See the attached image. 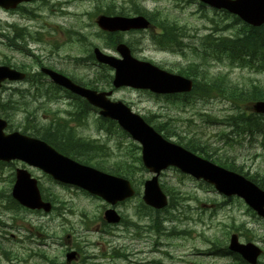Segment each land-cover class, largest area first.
<instances>
[{"label":"rangeland","instance_id":"1","mask_svg":"<svg viewBox=\"0 0 264 264\" xmlns=\"http://www.w3.org/2000/svg\"><path fill=\"white\" fill-rule=\"evenodd\" d=\"M107 10L122 15L141 14L152 20L154 27L151 30L120 36L131 44L137 59L172 73L190 70L191 75L196 76L193 70L196 68L197 72L204 71L209 77L222 74L226 84L241 89L264 88V73L240 68L227 58L209 59L204 53L199 55L202 38L214 33L216 24L229 25L231 31L240 30L242 25L233 16L204 7L196 0H37L16 11L0 10V63H9L30 73L45 66L80 81H92L99 74L112 77V70L102 68L90 58L93 47L116 56L105 46L106 37L95 25L96 16ZM162 20L166 29L173 24L182 27L184 47H178L180 37L176 29L175 45L163 47L156 43L153 37L160 31L158 22ZM80 34L85 36L84 40L78 38ZM5 36L8 39L14 37L18 50L8 46ZM257 59L259 63L255 65L264 64L262 59ZM197 80L203 83L202 77L198 76ZM30 87L28 83H10L0 89V101L8 98L11 102L7 103L11 104V112L6 119L12 130L22 132L25 128L28 133H42L51 120L59 117L69 121L68 126L74 129L76 136L97 148L87 152L92 163L115 168L116 163H131L139 157L140 150L134 148L138 145L122 132L102 124L96 109L81 103L86 108L84 111L79 109L75 116L69 114L74 111L69 105L75 101L63 92L57 93L60 100L45 103L46 113L39 110L37 120H33L34 128L33 123L27 125L26 111L23 108L17 110L15 101L26 104L27 112L35 114V107L42 105L28 96L20 97V91ZM16 90H19L17 95ZM112 100L124 102L133 112L151 118L153 123L148 119L150 124H163L171 134L168 140L176 143L179 138L186 141L196 135L211 149L215 159L227 158L239 166L240 173L246 177L264 179V136L242 137L239 144L226 146L217 137L220 125L206 117L223 118L232 113L226 102L229 100L199 96L179 102L127 88L116 90ZM240 104L244 109V102ZM15 166L19 165H0V264H64L65 247L79 253V259L72 264H239L234 257L233 260L221 253L210 254L215 241L216 248L226 247L231 233H236L241 242H252L264 252V222L257 219L241 200L232 198L227 202L212 187L173 168L163 171L158 178L166 192L173 190L175 205L168 213L160 215L163 223L157 236L154 232L148 235L144 231L151 223L141 217L142 184L140 196L114 206L122 223L108 226L101 220L102 212L108 207L103 201L76 188L56 184L37 171L30 173L38 178L40 191L52 202L54 211L45 215L17 208L10 198ZM134 166L132 177L137 182L150 178L148 172L138 171L136 162ZM171 228L182 235L169 236ZM259 264H264V255Z\"/></svg>","mask_w":264,"mask_h":264},{"label":"water","instance_id":"2","mask_svg":"<svg viewBox=\"0 0 264 264\" xmlns=\"http://www.w3.org/2000/svg\"><path fill=\"white\" fill-rule=\"evenodd\" d=\"M33 0H0V7L14 9L22 2ZM216 9H224L238 16L243 22L253 27L264 24V0H199ZM99 28L107 32L143 30L149 25L142 17L120 18L101 16L96 21ZM122 57L117 60L94 50L95 59L113 68L114 88L131 87L148 90L154 94H178L191 90V81L169 74L147 62L138 61L130 56L125 45L116 48ZM52 81L73 94L84 98L90 105L100 109L99 115L116 121L132 139L141 145V161L151 173L159 172L169 166H174L196 179L212 184L215 189L226 196L236 195L242 198L256 213L264 218V192L255 185L234 173L218 168L211 163L195 157L179 146L166 142L138 116L133 114L122 102H111L107 99L112 92L86 90L74 85L71 81L50 70L43 69ZM24 75L8 67H0V85L3 81H16ZM257 113H264V102L253 105ZM6 122L0 120V161L19 160L35 166L51 175L55 180L77 186L90 194L101 197L108 203L114 204L132 196V190L127 181L112 177L94 169L80 166L67 158L58 155L44 142L29 138L19 133L5 135L3 130ZM12 196L21 205L30 209L49 211L50 205L40 200L35 180H31L25 171H17L16 182ZM143 201L153 208L166 205L165 197L157 185V177L144 184ZM108 223H117L119 218L114 211L105 213ZM231 251L239 253L248 263L255 264L260 250L252 244L239 245L236 236H232ZM69 254L67 259H73Z\"/></svg>","mask_w":264,"mask_h":264},{"label":"trees","instance_id":"3","mask_svg":"<svg viewBox=\"0 0 264 264\" xmlns=\"http://www.w3.org/2000/svg\"><path fill=\"white\" fill-rule=\"evenodd\" d=\"M162 43L170 47L172 46V40L168 38V36L164 33L162 36ZM112 41V40H111ZM226 50L223 52L225 57L230 60L232 63H237L243 66L244 68L247 66L248 68H254L256 63H259V60L257 59L258 57L262 59L264 62V29H253L249 28L246 26H242L240 30H238V33H236L233 37H227L226 39ZM160 45V43H159ZM205 53H208L209 55L213 56L214 55V50L207 46L205 48ZM258 53L260 54L258 56ZM258 56V57H257ZM261 65H264L263 63ZM196 66H198L196 64ZM194 67V66H193ZM194 74L196 76H192V72L190 70L184 71L181 74L191 77L194 80V92H197V90H204L207 94H217L224 99H227V101L230 105H238L241 102L244 103H251L254 100L257 99H264V93L263 91L261 92L260 89H257L256 87H249L247 89H241L236 85H228L226 84V79L222 76H213L209 77L208 74L204 71L197 72L196 68L193 69ZM200 76L203 78V83L201 82L202 85L197 80V77ZM108 76H104L102 79H94L92 81H78L79 84L97 89L98 87H104L109 85V80ZM20 97H25L24 93L20 91ZM48 95L46 96L47 98H50V96H54L55 94L52 91H49L47 93ZM68 94V93H67ZM258 94V96L256 95ZM50 95V96H49ZM69 95V94H68ZM39 97H44L45 94L43 95L42 93H38ZM79 100V99H78ZM80 101V100H79ZM183 101V100H182ZM85 106H87L83 101H81ZM181 102V101H179ZM11 103L9 99L7 102L2 103L0 105V113H2L4 116H8V112H11ZM17 103V110H20V108L24 109L27 113L26 110V104L20 103L19 101ZM81 108V111H84L86 108L82 107V104H78V109ZM31 114L27 113V116L25 118V122H27V125H30V123H33V128L35 126L34 117H29ZM34 120V121H33ZM79 120V119H78ZM102 123H106L107 125L111 126L112 129H114L113 124L109 121H104ZM228 125L231 127V132L226 135V139L229 141H236L239 136L243 134L247 135H253L256 132L262 131L263 125L259 122L257 125H254V118L252 116H244L242 113H237L234 116H231L227 120ZM112 124V125H111ZM58 126V124H56ZM51 127L53 129L51 130ZM116 128V127H115ZM155 128L157 131H164L166 134H168V129L164 128V125L161 123H158L155 125ZM58 132L55 129L54 124L50 123L46 127V131L42 133H37L34 134V137L41 138L42 140L46 141L47 143L59 148L61 152L75 160H80V162H85V163H90L91 158L90 155L87 152H93L94 149L91 143L85 142L82 139L78 138V155L75 154V152L71 150H65L64 148H61L57 142H55L52 137L57 134ZM59 135V133L57 134ZM62 136V134H60ZM167 136V135H165ZM231 138H228V137ZM179 141L182 142L184 148L197 153L198 155H201L205 158H211V154L208 152V146L206 143H203L200 139L197 138H190L186 139V142H183V139L179 138ZM62 143L64 146H69L70 143L69 141L65 140L64 137L62 136ZM75 147V145H74ZM136 149V147H134ZM138 164V171H141L140 169L142 168L140 166V160L139 158H135L134 162L131 163H121L115 167V169L111 170L112 174H119L124 177L131 178L134 174L135 166L134 163ZM128 164V165H126ZM217 164L223 166L226 169L232 170V171H240V167L236 166L235 163L232 162H217ZM101 167V166H100ZM128 168V169H127ZM126 170L125 172L122 171ZM254 179V180H253ZM253 181L257 183L260 187L264 188V179H259L257 176L253 177ZM215 246H217V243H214Z\"/></svg>","mask_w":264,"mask_h":264},{"label":"bare ground","instance_id":"4","mask_svg":"<svg viewBox=\"0 0 264 264\" xmlns=\"http://www.w3.org/2000/svg\"><path fill=\"white\" fill-rule=\"evenodd\" d=\"M68 123H69V121H65V119H61V121L59 122L57 128L63 129V132H65V131L67 130V128H68ZM58 133H59V132H58ZM58 133H57V134H58ZM57 134H55V135L52 137V139H53L55 142L61 144V143H62V136L60 135V133H59V135H57Z\"/></svg>","mask_w":264,"mask_h":264},{"label":"flooded vegetation","instance_id":"5","mask_svg":"<svg viewBox=\"0 0 264 264\" xmlns=\"http://www.w3.org/2000/svg\"><path fill=\"white\" fill-rule=\"evenodd\" d=\"M57 132H59L61 134V132H63V129L58 128Z\"/></svg>","mask_w":264,"mask_h":264}]
</instances>
